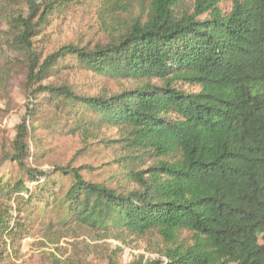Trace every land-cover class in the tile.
I'll return each mask as SVG.
<instances>
[{
  "label": "trees",
  "instance_id": "1",
  "mask_svg": "<svg viewBox=\"0 0 264 264\" xmlns=\"http://www.w3.org/2000/svg\"><path fill=\"white\" fill-rule=\"evenodd\" d=\"M85 1L24 0L26 9L0 11L4 46L26 71L32 104L5 155L25 175H0V240L18 232L24 213L62 210L64 228L159 240L157 259L129 264H264V0H233L228 12L221 0H94L125 12L126 21L104 42L63 45L43 57L34 39L61 9ZM1 59L7 86L14 67ZM66 61L126 88L85 96L43 86ZM44 104L87 138L117 130L116 188L85 180L86 167L28 166L26 122ZM59 178L70 181L66 189Z\"/></svg>",
  "mask_w": 264,
  "mask_h": 264
},
{
  "label": "rangeland",
  "instance_id": "2",
  "mask_svg": "<svg viewBox=\"0 0 264 264\" xmlns=\"http://www.w3.org/2000/svg\"><path fill=\"white\" fill-rule=\"evenodd\" d=\"M232 1L221 0L219 9L228 12ZM23 9H26L24 0H0L2 14H14ZM136 13L137 10L132 11V15ZM3 17L0 18L1 63H11L14 71L7 86L0 85V175L14 180L25 174L5 155L12 152L16 126L21 122L26 107L32 104L28 99L29 90L24 88L26 71L4 46L7 26ZM122 20L126 21L125 12L103 10L98 2L87 0L55 14L34 39V46L45 57L63 45L104 42ZM49 84L66 85L76 94L85 96H108L126 88L123 83L78 69L71 61L61 63L59 70L42 82L43 86ZM184 90L197 91L187 86ZM26 125L32 155L27 162L30 168L47 172L55 166L86 167L89 169L82 171L85 180L116 188L120 181L119 170L113 161L121 154L118 143L114 142L119 139L116 129L102 128L92 134L93 138H87L70 116L47 104L40 106L38 115L30 121L27 119ZM59 180L65 189L69 186L68 179ZM12 217H16L14 212ZM23 217V220L16 218L14 226L18 232L0 240V264H109L110 261L129 264L158 258L152 253L159 243L154 237L100 239L85 228H64L58 224L62 210L37 211L32 218L24 213ZM184 237L190 241V235L184 234Z\"/></svg>",
  "mask_w": 264,
  "mask_h": 264
}]
</instances>
